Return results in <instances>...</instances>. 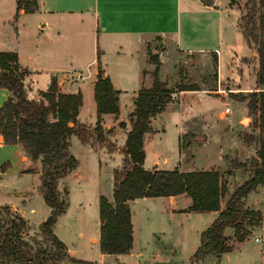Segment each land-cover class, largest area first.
Masks as SVG:
<instances>
[{
	"label": "rangeland",
	"instance_id": "1",
	"mask_svg": "<svg viewBox=\"0 0 264 264\" xmlns=\"http://www.w3.org/2000/svg\"><path fill=\"white\" fill-rule=\"evenodd\" d=\"M205 1L216 6L215 11H201L203 12L201 20L212 32L213 36L210 37L208 46L220 50L219 58L217 53L210 50L192 54L180 52L175 50L172 44L162 43L161 38H153L147 42L145 51L147 61L150 62V55L159 58L162 70L159 75L166 77L164 81L173 90L171 100L164 111L151 119L152 131L146 135L147 139H150L147 143V153L149 157L155 156L160 159L161 169L178 168L181 171L217 169L225 172L228 187V194L223 201L225 204L231 191L250 176L243 168H233L232 159L248 164V160L255 154L257 148L255 139L246 140V134L253 137L256 134L250 126L252 114L248 109L247 100L240 101L236 97L247 94L255 87L258 60L252 45L245 46L241 35L250 14V0ZM10 6V0H0V17ZM263 10L254 12L253 19L256 22L258 12ZM30 18L28 23L19 26L18 31L21 33L26 31L24 35L22 34L23 46L32 50L40 31L37 29L38 20ZM195 19L197 20V16ZM230 20L234 30L239 32L235 36L227 31ZM71 22V33L66 41L67 50H70L72 57L69 59L71 65L67 71L83 73L87 62L94 55L97 61L96 51L99 42L93 36L88 22L84 20L81 22L79 19ZM11 23L13 25L14 20ZM16 25L18 26V22L15 23V27ZM260 31L264 40V28ZM6 35L4 29H1L0 47H3L2 42L13 47V40L10 44H6L8 41ZM111 48L106 49L105 56H101L103 67L105 63L114 67L118 65L115 50ZM150 73L146 82L152 81ZM137 80L142 81L140 78ZM190 84L197 85L198 90L192 92L180 90V86ZM24 88L26 89L25 86ZM137 89L134 84H130L122 97V102L125 100L128 105V100L132 99L134 104L133 95L137 94ZM40 98L39 94L36 99ZM92 103V100H85L81 118L86 124H80L88 133V141L85 143L91 141V144L101 151L96 155L88 156L79 149L80 141L77 137L75 135L70 137L71 154L81 162L82 179L68 184L67 198L65 191L58 196V201L63 206L66 205V208L59 215L55 227L58 238L73 247L76 256L91 260L96 258L94 252H98V248L95 243L100 238L99 196L103 195L110 199V202L112 201L113 169L123 163V146L118 148V145L125 128H121L118 123L108 129L109 133L104 129L106 140L103 143L98 142L93 130L95 111L91 108ZM89 119L94 124H87ZM126 120L129 123V114ZM187 131L194 133L195 137H189L188 140L191 142L189 146L180 149L179 138ZM102 154L104 156H101ZM24 158L31 160L25 153ZM1 176L0 205L14 201L15 205L26 210V218L31 230L25 232V241L31 246V252H43L48 258H53L58 253L64 260L70 258L66 250L55 247L38 228V221L43 217L38 204L34 201L22 204L15 195L20 187L36 186L39 183L38 175L23 172L18 177L13 172L7 171ZM4 193H8V196ZM178 200L179 204L185 201L183 197ZM242 203L244 208H249L243 201ZM31 208H34L35 212L30 213ZM261 208L264 211V203ZM133 211L136 224L135 251L127 259L117 256L115 260L117 264H264V223L262 227L252 229L243 242H237L233 237V230L227 228L225 234L230 239L229 244L232 247L230 251L219 257L209 255L203 260L192 261L193 248L200 243V232L210 225L213 219L212 213H171L167 197L159 201L152 199L140 201L133 205ZM11 213L16 212L10 208L1 212L0 225L9 220ZM136 254L139 257H136ZM0 264L8 263L0 262ZM106 264H113V260L109 259Z\"/></svg>",
	"mask_w": 264,
	"mask_h": 264
},
{
	"label": "trees",
	"instance_id": "2",
	"mask_svg": "<svg viewBox=\"0 0 264 264\" xmlns=\"http://www.w3.org/2000/svg\"><path fill=\"white\" fill-rule=\"evenodd\" d=\"M250 2V14L244 25L243 36L257 53L256 85L247 94L236 98L240 101L247 100L252 114L250 126L256 134L254 137L246 134V140L255 139L257 148L248 164L232 159V167L245 169L250 174L249 178L229 194L223 207L228 194L225 172L217 169L181 171L178 168L162 170L143 167L144 136L152 131L151 119L164 111L173 92L159 77V58L150 55L149 61L155 66L151 71L152 84L141 87L133 100L134 108L129 114L130 129L122 148L123 163L113 169L112 201L103 195L98 201L99 247L102 253L125 254L130 251L133 235L129 201L144 197H169L174 210V197L185 194L191 203L180 212H217L212 223L200 233V244L192 255V261L203 260L209 255L219 257L230 251V239L225 234L227 228L233 230V237L237 242H243L252 229L260 226L261 212L242 206V201L249 192L259 185L264 189V40L260 31L264 28V10L258 12L257 22L253 19L256 10L264 9V0ZM37 8V0H16V16L19 10L32 13ZM97 64L93 88L96 105L93 130L96 140L103 143L106 138L102 115L118 116L119 91L113 87L110 78L100 67L99 52ZM24 73L16 52L0 51V88H5L10 93L0 106V136L7 144L20 145L33 163L39 161L42 171L40 189L45 203L52 210L39 229L55 247L66 250L65 244L53 232L58 216L66 208V205L63 206L58 201L57 183L78 166V161L69 151L70 137L75 135L83 143L88 141V133L77 122L82 94L59 92L53 78L48 89L40 92L42 99L29 98L23 84ZM180 90L194 91L198 90V86L183 85ZM119 126L124 128L125 123L120 122ZM189 137H195V134L187 131L180 136V149L189 146ZM32 171L33 169L30 170ZM8 209V205L0 206V215ZM9 215V220L0 225V262L44 264L63 259L59 253L53 258H48L43 252L32 253L31 246L25 241V232L30 229L28 221L17 212ZM69 259L76 261L72 257Z\"/></svg>",
	"mask_w": 264,
	"mask_h": 264
},
{
	"label": "crops",
	"instance_id": "3",
	"mask_svg": "<svg viewBox=\"0 0 264 264\" xmlns=\"http://www.w3.org/2000/svg\"><path fill=\"white\" fill-rule=\"evenodd\" d=\"M10 2V8H6L5 14L0 17V31L4 29V33L7 34L6 37L8 41H6V44H10L12 40L14 44L13 47H11L2 42L1 46L3 47H0V51H14L17 53L19 65L25 71L23 83L29 98H38L40 92L48 89L53 78L56 80L57 90L61 93L81 92L82 105L79 109L77 119L78 122L82 124H86L81 118V111L87 99L93 101L91 108L95 111L96 122V105L93 96V88L96 81L98 64L94 55L92 59L87 62L85 72L82 73V71H79V73H76L75 71V73H73L67 71L71 65V60L69 59H71L72 55L70 50H67L68 42L66 38L71 33V21L79 19L81 22H83V20L88 22L93 36L97 38V42H99L96 55L99 52L100 67L104 71V74L110 78L113 87L119 91L118 116L114 117L111 114L102 115L103 129L108 130L120 122L125 123L124 132H122L120 136L121 139L118 148L124 145L126 133L130 129V124L126 120L127 115L130 114L134 108L132 99L128 100V105L125 103V100L122 102L124 93L127 92L130 84H134L135 88H138L137 90L142 86L149 87L152 84V81L146 82V79L149 78V73L155 67L154 64L147 61L145 55L147 42L153 38H161L162 43L172 44L174 49L180 52L192 54L208 52V50H210L211 52L217 53L219 58L220 50L216 47L209 48L208 46L210 45V37L213 35L210 28L201 20V13H203L201 11H215L216 6L207 3L205 0H37L38 8L36 11L25 13L23 10H19L17 16L16 0H10ZM195 16H197V20ZM30 17H33V20H38L37 29L40 31L37 37V43L32 50L26 49L23 46L22 40L24 36L22 37V34L24 35L26 31L22 33L18 31L20 25L30 21ZM12 20H14L13 25L11 23ZM17 22L18 26L16 25L15 27V23ZM25 30H27V28H25ZM227 31H229L232 36L239 33L234 30L231 20L229 21ZM241 35L244 45L247 46L242 33ZM109 47L115 50L117 57L116 61L118 63L116 67L107 65L106 63L104 67L101 65V56H105L106 49ZM147 71L149 72L143 74V72ZM161 71L159 67V74H161ZM137 78H140L142 81L140 82ZM165 78L160 76V79L163 81ZM9 96L10 93L7 89L0 88V106ZM135 96L133 95V99ZM90 123L94 124L91 119H89L87 124ZM146 135H148V133H146L145 136ZM148 140L150 139H147L146 136V138H144L145 158L143 167L145 169H161L160 159L155 156L149 157L147 153ZM78 145L79 149L87 153L88 156L91 154L96 155V153L98 154L101 151V149L91 144V141L90 143H83L80 141ZM119 150L120 149H118V153L120 154L121 152ZM69 151L71 152L70 140ZM101 156L104 155L102 154ZM163 162H165V160H163ZM38 163L39 161L33 163L28 158L25 159L24 151L20 145L7 144L0 137V178L2 177L1 174H5L7 171L13 172V174H16L18 177L23 172L36 174L39 177V183H37L36 186L33 185L31 188H27V186L25 188L20 187L18 189L19 191L15 192V195L20 199V203L22 204H29L30 201H34L38 204L43 216L38 221L40 226V224L51 215L52 210L45 203L43 193L40 189L42 171L39 165L40 163ZM31 169H33L32 172H30ZM3 170L5 173H3ZM81 179V162L78 160L77 168L58 180V195H61L62 192L65 191L67 198L69 194L67 188L68 184L74 180ZM4 194L8 196V193ZM181 197H183L185 201L179 204L178 199ZM148 199L159 201L163 199V197H144L129 201L133 243L128 253H102L100 251L99 241L97 240L95 245L98 248V252H94L96 258L93 260L84 259L76 256L75 249L61 240L66 246L68 255L75 258L76 261L68 260L69 258H67L57 262H50V264H86L82 261L87 262V264H106V261H109V259L113 260V264H117L115 263L117 256L122 258L125 257L124 259L130 258L131 255L134 254L136 246V224L133 205ZM167 200L171 213H179L191 203L190 198L185 194L176 195L174 197V210H172L170 198L167 197ZM8 202L9 203H5L4 205H8L10 209L27 220L25 209L15 205L14 201ZM243 202L249 206V208H246L261 212V226L264 223V211H262L261 208V205L264 203L263 187L260 185L257 186L255 190L247 194ZM29 212H35V209L31 208ZM209 213L213 214V221L217 216V212ZM58 219L59 216L57 220ZM56 222L53 227V232L58 237L55 231ZM96 236L98 239L99 231L96 233ZM197 247L195 246L193 248L194 252ZM136 257H139V255L136 254Z\"/></svg>",
	"mask_w": 264,
	"mask_h": 264
},
{
	"label": "built area",
	"instance_id": "4",
	"mask_svg": "<svg viewBox=\"0 0 264 264\" xmlns=\"http://www.w3.org/2000/svg\"><path fill=\"white\" fill-rule=\"evenodd\" d=\"M257 241L259 240L258 238H255Z\"/></svg>",
	"mask_w": 264,
	"mask_h": 264
}]
</instances>
